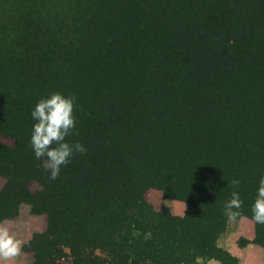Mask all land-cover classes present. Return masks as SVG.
Segmentation results:
<instances>
[{
    "label": "trees",
    "instance_id": "1",
    "mask_svg": "<svg viewBox=\"0 0 264 264\" xmlns=\"http://www.w3.org/2000/svg\"><path fill=\"white\" fill-rule=\"evenodd\" d=\"M53 93L75 98L66 142L86 151L50 180L31 113ZM0 135V222L46 215L31 264H237L216 240L232 192L252 219L264 178V0H0ZM154 185L183 215L126 239Z\"/></svg>",
    "mask_w": 264,
    "mask_h": 264
},
{
    "label": "clouds",
    "instance_id": "2",
    "mask_svg": "<svg viewBox=\"0 0 264 264\" xmlns=\"http://www.w3.org/2000/svg\"><path fill=\"white\" fill-rule=\"evenodd\" d=\"M74 97H65L53 93L50 97L41 99L31 115L36 123L33 125L31 145L37 159H44V167L50 171V180H55L63 166L69 163L75 153H83L86 149L79 142L69 144L66 137L71 135L75 127L73 117ZM233 186L239 181L233 180ZM239 192L233 191L231 199L226 202L224 214L229 221L235 222L240 216L242 206ZM252 219L264 225V178L259 181L256 199L251 207ZM22 242L17 239L12 229L0 225V262L14 260L21 253Z\"/></svg>",
    "mask_w": 264,
    "mask_h": 264
},
{
    "label": "rangeland",
    "instance_id": "3",
    "mask_svg": "<svg viewBox=\"0 0 264 264\" xmlns=\"http://www.w3.org/2000/svg\"><path fill=\"white\" fill-rule=\"evenodd\" d=\"M0 143L6 145H12L13 140L8 137L0 135ZM5 178L0 174V188L3 186ZM43 183V178L39 175H34L31 180L28 182V187L31 190H36L41 188ZM144 201L145 205H138L130 217L128 223V228L124 237L126 239L135 238L140 232L139 225L142 223L152 222L156 217L158 211L162 206H166L165 201L176 200L183 202L181 200L167 198L163 196L162 189L157 186H151L144 191ZM184 203V202H183ZM0 225L8 226L12 229L13 233L19 239L21 244V253L18 257L15 258L13 264H31L33 261V254L31 251L25 250L23 245H25L28 240H30L34 232H41L45 230L46 227V215L45 214H33L30 211V206L28 204H21L19 207L18 214L13 218ZM99 254L98 252H96ZM212 259H208L205 264H212ZM216 260V259H215ZM218 261V260H216ZM194 262L193 260L191 261ZM219 263V261H218Z\"/></svg>",
    "mask_w": 264,
    "mask_h": 264
},
{
    "label": "crops",
    "instance_id": "4",
    "mask_svg": "<svg viewBox=\"0 0 264 264\" xmlns=\"http://www.w3.org/2000/svg\"><path fill=\"white\" fill-rule=\"evenodd\" d=\"M165 202L167 208L173 215H183L185 209L183 202L176 200H168ZM8 220L10 219L3 220L0 223ZM254 237V221L244 216L238 218L235 222L228 220L226 228L217 238L216 244L231 256L235 257L237 264H264V246L254 243ZM14 260L7 262V264H13ZM211 261L213 262L212 264H219L214 259ZM0 264H4V262H0Z\"/></svg>",
    "mask_w": 264,
    "mask_h": 264
}]
</instances>
